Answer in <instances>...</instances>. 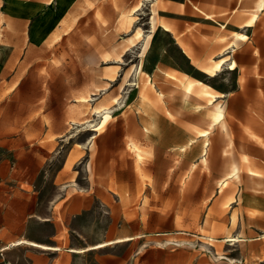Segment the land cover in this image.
Masks as SVG:
<instances>
[{
  "label": "rangeland",
  "instance_id": "obj_1",
  "mask_svg": "<svg viewBox=\"0 0 264 264\" xmlns=\"http://www.w3.org/2000/svg\"><path fill=\"white\" fill-rule=\"evenodd\" d=\"M257 1L0 0V246L264 264Z\"/></svg>",
  "mask_w": 264,
  "mask_h": 264
},
{
  "label": "crops",
  "instance_id": "obj_2",
  "mask_svg": "<svg viewBox=\"0 0 264 264\" xmlns=\"http://www.w3.org/2000/svg\"><path fill=\"white\" fill-rule=\"evenodd\" d=\"M26 236L27 237H19L16 240H12L3 246H0V250L2 249V252L0 253V264H67L68 259H71L72 264H84L80 256V253L86 251L87 248L85 247H80V248L69 247V248H64L63 250L61 249L60 246H57L55 244H44L35 240H31V241H35L37 243L44 244L46 246L41 247L30 243L12 244L13 242L17 241L20 238H24L30 241V239H28L30 238V236L29 235ZM107 241H114V240H107ZM88 248H98V247H92V245H90L88 246ZM121 259L122 257L120 256H116V255L112 256L113 264H120Z\"/></svg>",
  "mask_w": 264,
  "mask_h": 264
},
{
  "label": "bare ground",
  "instance_id": "obj_3",
  "mask_svg": "<svg viewBox=\"0 0 264 264\" xmlns=\"http://www.w3.org/2000/svg\"><path fill=\"white\" fill-rule=\"evenodd\" d=\"M262 6H263V0H258L257 3H256V6H255V10H254L255 14L253 13V16H252L253 19L256 17L257 11H259L262 8ZM151 22H152V24H151V31L153 32L154 29H155V24H154L153 17L151 18ZM139 33H141L140 32V28L137 27L136 28V33L129 35L127 37V40L129 42L133 43L134 42V38L137 37ZM237 35L243 37V34L241 32L240 33H237ZM219 63H220V61H217V63L215 64V66H219ZM223 112H224V110H223L222 104H220L219 102L212 103V106H211V120L209 122V128L213 127L214 124L215 123H218V122H220L221 126H223V127L225 126V123H224V121L222 119ZM202 134L205 135L206 133L203 132ZM202 160H204V158H202ZM237 172H238V167L235 164V165L232 166V169L228 173V176L229 177H231V176H237ZM225 183H226V179H222L220 181V184H225ZM235 236H230L229 235V237L227 236V240H231V241L232 240H237V237H235ZM128 238H130V237L129 236L125 237V239H128ZM116 240L119 241V240H123V239L122 238H119V239H116ZM111 242H113V241H103V242H99V243H96V244L92 245V247L104 246V245L109 244ZM18 243H30V244H34V245L41 246V247H45L46 246L44 244H40V243H37L35 241H31V240L29 241V240L24 239V238H20L17 241L13 242L12 244H18Z\"/></svg>",
  "mask_w": 264,
  "mask_h": 264
}]
</instances>
